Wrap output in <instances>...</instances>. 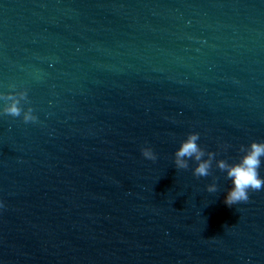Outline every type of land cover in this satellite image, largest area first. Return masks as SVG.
I'll return each mask as SVG.
<instances>
[{
    "label": "water",
    "instance_id": "1",
    "mask_svg": "<svg viewBox=\"0 0 264 264\" xmlns=\"http://www.w3.org/2000/svg\"><path fill=\"white\" fill-rule=\"evenodd\" d=\"M23 89L0 264H264V190L228 206L215 160L174 164L191 132L230 163L264 141V0H0V93Z\"/></svg>",
    "mask_w": 264,
    "mask_h": 264
},
{
    "label": "clouds",
    "instance_id": "2",
    "mask_svg": "<svg viewBox=\"0 0 264 264\" xmlns=\"http://www.w3.org/2000/svg\"><path fill=\"white\" fill-rule=\"evenodd\" d=\"M16 87L15 84L9 85L11 89H16ZM0 100L4 101L3 107L0 108V115L22 116L24 123H35L39 120L31 106L26 110L23 107L24 103H29L27 89L0 93ZM199 139L200 133L191 132L181 142L174 153V164L177 169H188L190 167L189 161L194 160L196 167L193 169V175L197 178L208 177L211 175L213 161L215 160L216 167L225 172L226 178L232 182V187L227 191L225 198V203L228 206L248 202L250 191L264 190V177L260 175L262 158H264V141L253 140L249 145H241L240 152L243 155L235 162L230 163L223 158L216 160L217 153L202 147L198 143ZM142 155L152 161H156L158 158L156 152L150 146L142 148ZM207 191L209 193L217 192V183H209ZM3 207V201H0V208Z\"/></svg>",
    "mask_w": 264,
    "mask_h": 264
}]
</instances>
